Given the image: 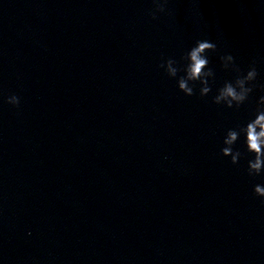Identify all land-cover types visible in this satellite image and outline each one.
Returning a JSON list of instances; mask_svg holds the SVG:
<instances>
[{"label":"clouds","instance_id":"obj_1","mask_svg":"<svg viewBox=\"0 0 264 264\" xmlns=\"http://www.w3.org/2000/svg\"><path fill=\"white\" fill-rule=\"evenodd\" d=\"M156 5V12H164L168 0H153ZM155 18V13H153ZM217 45L207 40H198L183 57L187 64L182 69L185 73L178 79V88L186 96L194 95V84L190 86V82L199 81L200 96L205 97L211 92L209 78L214 77V71L208 68L209 60L206 56L207 52H215ZM223 68L238 73L234 81H226L223 87L219 88L217 94L213 98V103L224 104L228 108H239L249 97L253 91V81L257 78V70L253 62L246 74H241L240 68L235 63V58L231 55H223L220 57ZM174 59H167L160 67L166 70L169 77H176L181 71ZM207 69V70H205ZM8 103L13 105L19 104V98L15 95L8 98ZM241 134L245 136L246 149L248 153L254 154V158L248 160V175L259 176L264 173V96L260 97L255 118L250 120L246 126L229 129L223 140L225 147L221 149L224 157H231V163L237 164L242 156L239 150L234 151L233 145L238 141ZM256 196L264 198V186L256 184L254 186ZM264 202V201H262Z\"/></svg>","mask_w":264,"mask_h":264}]
</instances>
